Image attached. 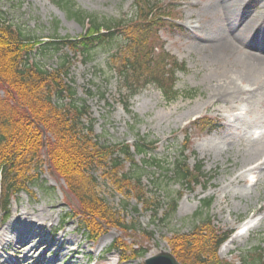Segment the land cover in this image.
I'll list each match as a JSON object with an SVG mask.
<instances>
[{"label": "rangeland", "instance_id": "rangeland-1", "mask_svg": "<svg viewBox=\"0 0 264 264\" xmlns=\"http://www.w3.org/2000/svg\"><path fill=\"white\" fill-rule=\"evenodd\" d=\"M67 1L73 5L72 12L106 22L129 18L136 0ZM161 1L167 5L165 12L174 19L170 24L178 25V28L162 31L165 23L152 28L141 25L133 30L129 27L127 33L137 37V42L145 40L146 51L163 45L165 52L185 65L184 73H176L175 90L180 96L174 102L166 103L153 86L140 89L127 100L119 91L118 79L108 73L109 65L114 67L115 64L106 63L108 58L104 51L95 54L93 63H84L80 58L73 60L70 78L77 98L85 100L94 120L93 136L107 147L108 153L112 149L116 151L118 144L122 148L132 145L137 137H147L155 142L151 147L153 156L160 162L170 163L178 156V148L184 143L187 132L189 147L184 155L188 158V166L193 168L200 163L207 184L185 189L175 184L166 187L162 183L160 192H154L150 178L152 173L159 172L157 167H151L138 186L143 188L142 192L152 189L155 197L162 201L161 209L154 217L148 212V205L136 202L135 194L117 188L108 173L103 175L104 165L94 166L91 176L96 180V191L106 203L112 223L93 219L98 235L90 238L81 227L84 216L77 200L68 192L65 182L44 165L38 172L37 181L11 198L7 218L0 213V264H143L161 251L171 252L173 234L191 231L192 223H198L193 221V216L207 199H212V204L203 213L209 216L210 224L200 227L199 233L206 242L219 241L225 236L229 238L215 255L217 263L256 262L259 252L253 250L259 246L263 248L264 240V149L256 162L243 165L242 161L250 140L264 133V87L260 86L249 104L247 101L215 102L213 81L217 80L218 66L208 40L226 34V30H231L228 25H235L240 18L247 23L254 16L248 24L252 26L255 21L262 29L264 0H241V3L237 0L230 20L218 7L221 0ZM0 15L9 24L43 42L75 40L86 30L67 9L51 0H0ZM261 34L252 36L258 44L263 40L264 31ZM247 48L252 55H264V46L254 47L247 42ZM56 63L55 57L45 55L43 64L47 68L55 67ZM241 84L239 82L240 87L245 86ZM47 139L52 141L48 135ZM43 157L45 159L46 155ZM135 162L141 165L139 157ZM121 166L126 170L129 164L123 161ZM255 167L257 170L249 171ZM242 173L245 181L238 183L235 178ZM167 195L170 199L181 197L175 213L169 222H154L162 220L168 210ZM21 214L28 218L33 216L36 221L17 222ZM19 224L24 225L26 231L38 232L36 238L22 239L11 232V227L16 228ZM248 225L253 228L239 236V230ZM52 229L57 232L55 239L49 241L47 236ZM17 241L26 242L28 246L19 255L15 253ZM118 243L126 249L125 253L121 248H115ZM69 249L75 250L76 254H70ZM123 256L128 259L121 261Z\"/></svg>", "mask_w": 264, "mask_h": 264}, {"label": "trees", "instance_id": "trees-1", "mask_svg": "<svg viewBox=\"0 0 264 264\" xmlns=\"http://www.w3.org/2000/svg\"><path fill=\"white\" fill-rule=\"evenodd\" d=\"M51 1L67 9L86 27L78 39L43 42L9 24L0 15V213L7 218L11 198L25 192L37 181L41 167L48 165L77 200L84 216L82 229L88 237H96L98 228L93 219L112 223L106 203L96 191V180L91 176L94 166L104 165L103 175L108 173L117 188L130 190L136 202L148 205V212L157 217L162 201L154 192H160L162 183L166 187L175 184L185 189L207 184L200 163L193 168L188 166L184 155L189 147L187 132L178 156L170 163L160 162L153 156L151 147L155 142L147 137H137L131 146L119 148L118 144L116 151L112 149L108 153L107 147L93 136L94 120L85 100L77 98L70 73L73 60L80 58L84 63H93L95 54L104 51L106 63L115 64L109 65L108 73L118 79L119 91L127 100L140 89L153 86L166 103H172L180 96L175 90L176 73H184L185 65L163 51V45L146 51L145 40L137 42L138 38L127 31L129 27L133 30L141 25L152 28L165 23L162 31L178 26L170 24L174 19L165 12L167 5L161 0H136L129 18L106 22L72 12L73 5L67 0ZM45 55L57 59L55 67L47 68L43 64ZM124 105L127 109V102ZM47 135L52 138L51 142ZM136 157L140 158L141 165L135 162ZM123 161L129 164L126 170L124 166L122 169ZM151 167H157L159 172L151 174L154 192L152 189L142 192L143 188L138 185ZM167 197V212L162 220L154 222H169L174 215L180 197ZM202 203L193 216V221L198 223H192L193 228L186 234H173L170 240L171 253L180 264H218L215 255L223 239L206 242L199 233L200 227L210 224L209 216L203 211L209 210L212 199ZM262 243L263 248H254L259 255L251 264L264 261V240Z\"/></svg>", "mask_w": 264, "mask_h": 264}, {"label": "bare ground", "instance_id": "bare-ground-1", "mask_svg": "<svg viewBox=\"0 0 264 264\" xmlns=\"http://www.w3.org/2000/svg\"><path fill=\"white\" fill-rule=\"evenodd\" d=\"M236 1L237 0H221V2H219L218 7L223 10V12L226 14V19L228 20L233 17ZM238 2L241 3L242 1L238 0ZM253 17L254 16H251V19L248 22H252ZM248 22L244 23L242 18H240L239 20H237V23L235 25H228V28L231 30H226V34L224 33L221 36L213 38L212 40H208L209 47L212 51V54L214 55V61L218 66V74L215 73V76L218 75L217 80L215 78V81H213L214 93L212 98L215 102L229 103L236 101L238 103H241V101H247L246 104H249L255 99V94L259 92L260 86L263 85L264 87V55H252L247 48V42L249 44H252L254 47L264 46V37L262 42L259 44L256 43V41H254V39L252 38L253 35H260L261 32L264 31V27H262L261 29L256 25L255 21L254 24L250 26ZM237 33L240 34L237 35ZM238 54H241L242 56ZM236 55L240 57H237ZM227 70L230 71V73L225 75L224 72ZM230 74L231 76H229ZM239 82H241L242 84L244 83L245 86L240 87ZM246 148L247 153L243 158V165L257 161L259 153L264 149V133H262L256 139L252 138L248 143V147ZM255 170H257V167L250 169L249 171ZM244 177L245 175L244 173H242L241 176H237L235 179H237L238 183H240L245 181ZM16 220L17 222L36 221L35 217L32 216L28 218L26 216H23L22 214L19 215ZM12 224L14 223L12 222ZM11 232H13L16 236L22 237V239L31 237L32 240L36 238L35 235L37 234L34 232H29L28 230L26 231L24 225L21 224H19V226H17L16 228L14 226L11 227ZM27 242H30V240H27ZM102 243L103 244H101V246L104 245V242ZM25 244L26 242L23 241L16 242V253L18 255L22 250L28 247ZM67 248L68 244L66 249ZM124 251L125 249L123 250V252ZM69 252L73 255L76 254L75 250L69 249ZM124 257L125 256L119 258L121 261L128 259V257Z\"/></svg>", "mask_w": 264, "mask_h": 264}, {"label": "water", "instance_id": "water-1", "mask_svg": "<svg viewBox=\"0 0 264 264\" xmlns=\"http://www.w3.org/2000/svg\"><path fill=\"white\" fill-rule=\"evenodd\" d=\"M143 264H179V262L171 253L161 251L146 259Z\"/></svg>", "mask_w": 264, "mask_h": 264}]
</instances>
